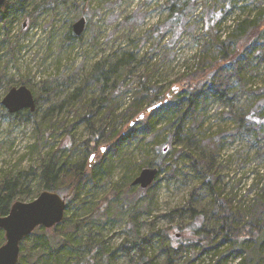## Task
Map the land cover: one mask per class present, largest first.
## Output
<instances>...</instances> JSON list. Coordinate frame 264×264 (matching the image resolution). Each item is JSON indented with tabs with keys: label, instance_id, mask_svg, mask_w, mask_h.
I'll return each instance as SVG.
<instances>
[{
	"label": "rangeland",
	"instance_id": "obj_1",
	"mask_svg": "<svg viewBox=\"0 0 264 264\" xmlns=\"http://www.w3.org/2000/svg\"><path fill=\"white\" fill-rule=\"evenodd\" d=\"M167 1L88 0L86 5V0H29L28 13L41 4L51 7L31 19L27 18L28 13H20L8 32L2 29L0 22V178L11 174L19 179L29 199L26 202H30V198L40 190V167L46 154L64 144V147H72L68 154L69 162L83 161V142L89 134L83 106L74 102L72 97L82 88V96L86 95L89 100L99 97L98 85L88 82L87 77L97 64L106 69L117 66L114 78H121L120 83L127 88L133 89L138 85V76L144 70H149L152 80L159 85L168 86L195 69L204 46L209 49L214 46L205 25L210 12H218L225 18L218 29V36L225 40L236 20L260 4L264 8V0H198L199 7L189 13L184 33L172 44L168 42L171 34L162 37L160 31L152 32L154 27L160 28L168 17ZM177 1L182 5L191 0ZM231 2L236 6L232 14L227 13ZM241 7L245 11L238 9ZM84 13L90 18L88 26L81 37L74 35L76 39H73L70 28L86 17ZM130 61L132 75L128 76L125 66ZM253 70L247 76L244 72L246 80L254 89L263 88L264 63L255 60ZM21 86L32 91L36 110L30 114H27L28 110L11 114L2 102L11 89ZM180 86L175 84L173 88ZM235 87L239 89V86ZM132 100L131 91L122 90V95L114 98L118 114L125 112ZM260 101L264 103V100ZM254 106L257 102L245 95L230 104L223 101L209 103L202 127V132L208 131L205 140L196 131L184 133L180 136V144L174 147L176 152L172 150L166 156V161L180 158L183 141L190 139L196 157H209L213 153L210 142L214 141L212 170L216 185L229 199L237 221L240 213L245 220H251L253 212L248 210L256 194L264 189V128L241 126L225 114L246 115ZM61 124L73 125L74 142L71 138L65 141L59 136ZM171 134V130L156 133L151 136L153 141L149 144L136 141L94 167L97 184L87 186L88 197L84 199L83 206H73L68 212V216L82 223L78 233L71 234L73 245L83 247V258L88 253L87 248L95 252L89 264H132L137 262L139 250L143 247L148 257L158 256L157 262L163 264L165 256L160 252L162 243L158 233L163 230L172 236L191 222L188 214L180 216L174 212L193 209L205 215L211 213L209 192L202 186V179L197 177L191 163L182 155L176 173L171 174L172 167H167L160 175L146 208L129 210L128 198L132 194L126 192L129 179L135 174L134 179L137 178L142 164L155 161L159 149L170 146L167 140ZM154 141L161 145H153ZM99 150L107 152L108 145H101ZM99 153H93L92 162L96 163ZM113 189L123 193L118 197L110 196L105 201ZM136 191L141 194L139 189ZM71 202L69 199L68 204ZM254 216L264 218V209L258 210ZM211 219L216 222L213 216ZM208 221L210 225L211 221ZM137 232L141 237L152 233V244L140 242L131 252L121 251L123 243L127 240L133 242L128 233L133 236ZM83 264L86 263L83 261Z\"/></svg>",
	"mask_w": 264,
	"mask_h": 264
},
{
	"label": "trees",
	"instance_id": "obj_2",
	"mask_svg": "<svg viewBox=\"0 0 264 264\" xmlns=\"http://www.w3.org/2000/svg\"><path fill=\"white\" fill-rule=\"evenodd\" d=\"M28 1L6 0L0 10L3 30L8 32L9 27L13 25L20 13H28ZM87 1L86 5L89 4ZM197 1L191 0L182 5L177 0L165 2L169 8L168 17L159 26L160 28L156 26L152 32L160 31L163 33L162 37L171 34L168 42L174 44L186 29L189 13L196 11L199 7ZM47 6L42 4L35 6L32 12L27 14V18L42 15L51 7ZM230 7L227 13L232 14L236 6H233L231 2ZM238 9L245 11L244 7ZM85 18L88 26L90 18L88 15ZM223 19H225L223 15L218 12L209 13L205 22L206 32L212 38L214 46L211 49L204 46L197 57L195 69L184 73L180 79L168 86L159 85L157 81L152 80L151 72L144 70V73L138 76V85L133 89L127 88L120 83L121 78H114L117 66L109 69L100 64L95 66L87 77L88 82L93 81L98 85L99 97L89 100L86 95L82 96L83 88L76 91L72 97L74 102H79L83 106L89 134L88 139L83 142V161L69 162L68 154L72 147H64V144L46 154L40 167V190L30 198L31 202L44 191L60 194L67 201L65 218L53 229L40 227L25 238L20 245L21 253L18 264H83V261L89 264L95 252L85 247L88 253L83 258V247L73 245L71 234L78 233L82 223L79 219L68 216V212L73 206H83L84 199L88 197L87 186L94 187L97 184L98 179L97 174L93 172L94 167L98 163L99 166L101 161L107 160L109 156L119 153L124 147L136 141L149 144V141H153L151 136L168 130L172 131V136L167 140L171 143L170 146L159 149L155 161L142 164L139 168L142 171L145 167H158L159 176L155 183L146 190L133 187L132 183L137 175L135 174L129 179L130 183L126 185V192H132L131 197L128 198L129 210L146 208L150 196L152 197L150 193L155 190L160 175L167 167H172L171 174L176 173L177 163L182 156L191 163L197 177L202 179V186L206 187L209 192L212 203L211 215H205L193 209H188L187 212H174L180 216L188 214L191 222L187 226L180 227V233L172 236L167 235L163 230L158 233L162 243L160 252L165 256L163 264H233L235 262L236 264H264V218L258 219L254 216L258 210L264 209V189L256 194L254 203L248 210L253 212L251 220H245L243 214L239 212L237 221L233 217L229 199L224 197L223 191L216 185V177L212 170L215 157L214 141L210 142L213 153L209 157H196L192 151L191 140L188 139L183 141L184 147L179 150L182 153L180 158L175 157L166 161V156L180 144L182 134L196 131L205 140L208 131L202 132V127L206 119L205 114L208 113V105L213 101L230 104L236 99H242L244 95L248 96L251 101L257 102V106H254L249 113L237 116L229 112L225 115L241 126L244 124L250 128L253 126L264 128V110H262L264 103L260 101L264 100V87L254 89L250 81L246 80V76L254 72L255 60L264 63V8L260 4L236 20L225 40H221L218 36V29ZM22 28L24 29L25 26L23 25ZM70 36L76 39L72 27ZM125 67L128 70V76H131L132 62H128ZM175 84L181 86L173 88ZM235 85L239 86L238 90ZM122 90L123 92L131 91L133 100L125 112L118 114L116 110L118 105L115 104L114 98L122 95ZM27 114H30L29 111ZM142 116H144L143 119ZM58 129L62 139L66 141L71 138L74 142L73 125L61 124ZM103 144L108 145L107 152L99 150ZM157 144L158 142L154 141L153 145ZM94 152L99 153L96 155V163L91 161ZM175 152L176 150L173 153ZM22 187L20 180L13 178L11 174L0 178V215L2 217L9 214L14 203L29 200ZM136 189H139L143 195L135 193ZM122 193V190L114 191L113 189L107 194L105 201H108L110 196L118 197ZM69 199H72V202L68 204ZM95 213L97 211L93 212L92 216ZM212 216L216 222L211 219ZM208 220L211 221L210 225H208ZM205 221L206 224H204ZM128 235L133 242L129 243L127 240L120 247L121 251L126 249L131 252L139 246L140 242L152 244V233L143 237L139 232L133 236L130 233ZM5 242V233L0 230V247ZM139 252L137 262L132 264H159L158 256L148 257L145 247ZM248 253L250 256H247Z\"/></svg>",
	"mask_w": 264,
	"mask_h": 264
},
{
	"label": "water",
	"instance_id": "obj_3",
	"mask_svg": "<svg viewBox=\"0 0 264 264\" xmlns=\"http://www.w3.org/2000/svg\"><path fill=\"white\" fill-rule=\"evenodd\" d=\"M5 2L6 0H0V10ZM86 26V18H81L73 25V34L77 38L81 37ZM2 104L11 114L25 110L33 113L36 110L34 95L26 86L11 89ZM93 158L94 156L91 159ZM158 176V168H145L134 180L132 186L146 190L155 183ZM66 211V198L50 191L42 192L31 202L14 203L7 216L0 215V230L4 231L6 238L5 244L0 247V264H18L21 253L20 245L23 240L40 227L51 230L61 224Z\"/></svg>",
	"mask_w": 264,
	"mask_h": 264
}]
</instances>
